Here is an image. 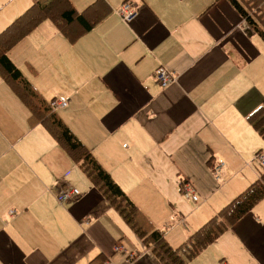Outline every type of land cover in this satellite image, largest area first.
<instances>
[{"label":"crops","instance_id":"0c3cea01","mask_svg":"<svg viewBox=\"0 0 264 264\" xmlns=\"http://www.w3.org/2000/svg\"><path fill=\"white\" fill-rule=\"evenodd\" d=\"M33 1L0 0V31ZM106 1L112 12L75 42L44 20L8 56L47 102L66 101L55 113L175 247L258 174L264 140L247 117L264 99V40L228 0H125L129 22L124 0ZM160 67L175 76L165 87ZM28 115L0 76V264H156ZM64 188L78 197L60 203ZM189 264H264V198Z\"/></svg>","mask_w":264,"mask_h":264},{"label":"trees","instance_id":"16d2710c","mask_svg":"<svg viewBox=\"0 0 264 264\" xmlns=\"http://www.w3.org/2000/svg\"><path fill=\"white\" fill-rule=\"evenodd\" d=\"M228 2L250 30L258 33L264 40V28L258 22L261 18L264 24V0H228ZM111 12L112 9L106 0H94L79 11L72 5L71 0H34L0 31V76L11 85L17 97L28 109L29 126L42 124L52 137L67 149L90 182L115 206L144 245L150 248L156 258V264H189L220 234L250 213L252 208L264 198V167H260L254 157L253 160L259 166L256 178L206 222L190 232L178 246L172 247L166 240L164 231L154 227L142 214L55 113L50 102L38 93L8 56L9 50L44 20L53 22L57 30L73 43L90 32ZM247 120L264 140V99L248 115Z\"/></svg>","mask_w":264,"mask_h":264},{"label":"built area","instance_id":"2783aa9c","mask_svg":"<svg viewBox=\"0 0 264 264\" xmlns=\"http://www.w3.org/2000/svg\"><path fill=\"white\" fill-rule=\"evenodd\" d=\"M136 14V10L131 6V4L125 3L121 6L119 10V15L122 18V20L129 22L134 18ZM153 77L155 81L160 84L161 86L165 87L169 84H171L175 80V76L169 73L168 71L164 70L163 68H157L153 72ZM66 101H58L53 100L50 102V106L53 110H55L58 107H64L66 106ZM256 162L259 164L260 167H264V149L260 151L255 156ZM221 166L219 164L214 166V171L216 172V175H219ZM216 177V176H215ZM182 193L186 198L192 199L194 202L197 200V196L190 186L184 185L181 187ZM79 192L77 189L74 188H64L61 189L58 193V201L60 203L69 202L70 200H74L78 197Z\"/></svg>","mask_w":264,"mask_h":264},{"label":"rangeland","instance_id":"374dc122","mask_svg":"<svg viewBox=\"0 0 264 264\" xmlns=\"http://www.w3.org/2000/svg\"><path fill=\"white\" fill-rule=\"evenodd\" d=\"M79 1H81V2H79ZM84 1H85V0H75V2H74V0H71V3H72V5H73L76 9L81 10V9H83V7L88 3V2H84ZM76 3H79V4H78V5H79L78 7L75 6ZM125 3L131 4L130 2H127V1L124 0L123 3L120 2L119 7L121 8V6H122L123 4H125ZM119 10H120V9H119ZM258 22H259L260 26L264 28V24L261 22V18H259V21H258ZM47 101H50V99H47ZM182 197L184 198V194H183V193H182ZM175 247H176V246H175Z\"/></svg>","mask_w":264,"mask_h":264}]
</instances>
